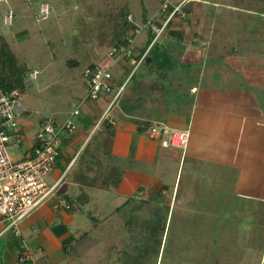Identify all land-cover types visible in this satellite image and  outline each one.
<instances>
[{
  "label": "rangeland",
  "instance_id": "374dc122",
  "mask_svg": "<svg viewBox=\"0 0 264 264\" xmlns=\"http://www.w3.org/2000/svg\"><path fill=\"white\" fill-rule=\"evenodd\" d=\"M207 2L209 6L203 2L198 18L192 16L189 22L186 21L188 24H193L190 28L197 29L193 27L196 19L200 29L207 30L213 25L211 12L223 7L213 5L211 0ZM236 2L243 7L249 5L245 3L246 0ZM45 3L50 6V14L47 19L42 20L39 10ZM108 7L115 10L126 7L134 17V24L141 27L144 26L141 21L144 7L149 14L156 15L160 0H0V39L3 38L9 43L17 53L21 65H27L31 71H39L37 79L33 80L29 75L23 83L21 102L25 112L21 115L17 133H22L24 138L35 135L40 130V122L48 116H53L60 123L61 120H66V113L72 111L85 94L84 79L90 66L96 64L108 66L115 76L122 75L123 65L127 64L123 62L113 64L108 57L109 45L115 43L114 37L110 36L106 41L102 40L109 35L105 26L106 19L104 14H101ZM210 9L212 10L209 11ZM10 11L14 13L13 24L6 25L4 18ZM238 11L242 13H235H239L242 18L236 21L238 25L235 28L241 29L240 31L249 30L247 26L250 25L254 30L258 24L244 21L243 11L240 9ZM156 19L159 20L160 15ZM175 21L173 28L179 27L181 20ZM258 30L259 28L255 31ZM135 38L134 46L146 47L149 40L148 28L143 29ZM195 102L186 91L179 93L172 91L168 99L171 113L177 112L178 116L185 117L188 114L187 109L192 108L189 114L193 113L195 116L186 121L175 117L171 119V124L175 128L186 125L189 128L187 130L191 134V153L190 158L185 156L181 163L169 164V172L164 175V182L170 188L168 194L166 196L163 194L161 197L164 202L171 205V215L159 264H264V182L260 192L253 189L254 197L252 201H248V199L229 197L231 181L227 179L223 184L220 182L224 188L219 194L211 188L210 179H203L204 172L199 169L195 154H199V147L210 143V139L214 136L210 134V129H213L214 125H219L217 123L219 119L216 114L214 116L217 119H213L212 124L205 122L202 114L205 110L198 108ZM91 103L94 112L97 111L95 106H100L101 112L106 110L104 101ZM87 106V103L81 106L84 115L87 114ZM117 107L118 104L112 109L110 116L114 117ZM223 107L228 108L229 104ZM86 117L77 116L74 120L79 126V119L84 120L83 118ZM120 119L123 123V118ZM126 130L115 132L122 145L128 133ZM134 132L135 137L138 135L141 142H149L145 133H139L136 129ZM9 134L13 139L16 135L15 130H10ZM26 149L25 143L22 147H18L12 141L9 152L14 161H19ZM158 151L163 150L159 148ZM59 165L56 164L54 170L45 178L48 187L55 185L61 176L64 167L62 159ZM160 166L164 173V166L162 164ZM77 189L80 190L79 187L69 184L68 180L63 182L61 180L43 205L52 207L63 197H74L79 194ZM84 192L90 196L92 202L86 206L75 205V210L71 213L64 212L66 217L74 219L69 225L72 227V232L78 236L95 228L87 215L103 220L123 203V199L119 200L113 192L89 189H85ZM161 192L165 193L164 189ZM32 217L34 215L30 218ZM23 221L19 224V230ZM39 223L42 228L45 226L44 221ZM104 223L103 226V223L100 226L97 224L93 232L86 233L80 240L73 242L70 250L64 251L58 248L51 256L48 255L49 258L46 253L44 264H54L52 261L64 256L66 261L59 264H103L98 261L100 258L105 264H130L122 260L123 250L129 248L134 251L133 260L142 264L143 260L138 254L139 248H143L141 247L143 244L137 242L140 240L130 239L132 240L130 245L124 244L119 249H115L113 248L115 241L127 240L126 232L119 222L107 220ZM8 225L9 222L0 220V230ZM24 239L29 244L28 251L35 255L40 243L38 238L25 233ZM6 240L7 238H3L4 243ZM43 247L45 248L44 245ZM7 251L9 256L18 257V250L15 247L9 251L2 242L0 264H7L4 262V258L8 256ZM118 257L119 261H116Z\"/></svg>",
  "mask_w": 264,
  "mask_h": 264
},
{
  "label": "crops",
  "instance_id": "0c3cea01",
  "mask_svg": "<svg viewBox=\"0 0 264 264\" xmlns=\"http://www.w3.org/2000/svg\"><path fill=\"white\" fill-rule=\"evenodd\" d=\"M191 1L194 4V12L188 14L186 21L192 16L198 18V13L204 5L203 2L208 5V0ZM236 1L211 0L213 5L223 8L211 12L213 13L211 19L213 25L209 29H200L198 19H196V24L193 26L197 29L190 28L193 24H188L189 21H185L186 23L180 21L179 27H174V29L181 31L183 34L182 39H169V35L166 34L161 42L166 49H171L173 55L178 57L179 60L174 70L169 72V76L178 81L179 85L183 83L188 86V91L186 90L188 96L194 98L195 105L198 108L205 110L202 113L205 122L213 123L216 114L219 119V122H217L219 125H214V130L210 129V134L214 135L210 139V143H214L202 145L198 149L199 154H195L199 169L204 172L203 179H210L212 182H210L211 188L216 190L215 192L218 194L224 188L221 183L223 184L227 179L231 181L230 191L228 192L229 197L252 201V197H254L252 194L253 189L260 192L264 182V0H246L245 3L249 5L244 7ZM179 2L174 1L175 4ZM238 8L243 11L244 21L246 20L250 24H258L254 30L252 29L253 26L250 25L247 26L249 30L243 29V31H240L241 29L235 28L238 25L236 21L242 18L239 15L242 12H239ZM257 28L259 30L255 31ZM136 47L140 50L143 48V46ZM131 66L133 64L128 62L127 67ZM82 100L79 104L82 103ZM101 101H104V104L106 103L105 108H107L109 96L102 98ZM86 103L88 104L87 114L84 115L81 112L78 117H87L83 118L84 120L79 119L80 125L76 124L75 133L62 135L66 141H64L57 165L61 163L62 159L64 167L56 183L61 180L62 182L68 180L69 184L77 186L81 190V187L75 184L73 176L65 177V175L89 139L95 135V142L93 141L95 144H97L96 141L104 140L111 147V151L101 155L103 160L98 161L102 167L108 163L107 159L110 154L119 155L118 162L121 166L128 165V158H131L132 167L130 171L128 170L118 189L112 191L100 189L97 191L113 192L119 200L123 199V203L131 197L148 199L161 189L165 191L161 194L166 196L170 186L165 184L164 175L169 172V164L181 163L185 156L190 158L191 142L185 152L181 151L182 156L180 159H177L171 150L162 149L155 142L150 140L149 142H141L138 135L135 137L134 132L135 129L137 131L138 120L142 119L141 115H126L120 105H118L114 117L111 115V118L115 120V127L112 130L105 131L104 126L107 123L90 129L89 125L92 119L102 116L105 110L101 112L100 106H95L97 111L94 112L92 111L93 103L87 101L82 105ZM226 104H229L228 108L223 107ZM191 109H187L188 114L185 117L180 114L178 116L177 112L171 113L169 110H165V112L155 113L150 118L164 123L168 122L171 127L175 128L171 124V119L175 117L186 121L187 118L195 116L193 113L189 114ZM70 112L66 113L65 117ZM121 117L124 120L123 123ZM63 121L64 119L61 120V123ZM124 129H127L128 133L122 145L118 141L115 132L116 130L123 132ZM175 129L187 130L189 128L186 125ZM33 137L34 135L26 138L24 142L26 148H30L33 144ZM159 148L163 151L159 152ZM91 150L92 152L95 151L96 146H92ZM92 158L97 159L94 156ZM112 159L116 160L115 158ZM139 164L142 165L141 169H139ZM160 164L164 166V173ZM80 190H78L79 194L82 192ZM91 202L90 200L88 204ZM56 203L52 207L42 204V207L38 208L39 210L37 209L38 211L36 210L37 212L35 211L33 214L36 219H33L34 217L30 218L33 216L32 214L27 217L26 220H28L23 221L22 227H20V235L14 234L12 230L5 232V228L0 230V243L3 242L4 247L9 251L13 247L18 250V257L9 256L7 251L8 256L4 258V262H7V264H44L46 253L49 258L58 248L68 251L73 242L83 237V235L78 236L72 232V227L69 224L73 223L74 219L64 215V212L67 211L56 209ZM37 217L40 219H37ZM41 221L45 222L43 228L39 223ZM26 230L29 232L27 233ZM38 230L40 232H36ZM94 230L91 229L86 233L90 234ZM25 233L36 236L40 241L35 252L36 256L28 251L29 244L25 242ZM3 238H7L5 243ZM123 240L115 241L113 248L118 241L123 242ZM66 243L69 244L65 247ZM20 248L24 251L20 252ZM22 256H28L27 263L20 261ZM100 259L98 261L105 264L104 260ZM65 261L66 256L57 261H52V263L59 264ZM116 261H119V257Z\"/></svg>",
  "mask_w": 264,
  "mask_h": 264
},
{
  "label": "trees",
  "instance_id": "16d2710c",
  "mask_svg": "<svg viewBox=\"0 0 264 264\" xmlns=\"http://www.w3.org/2000/svg\"><path fill=\"white\" fill-rule=\"evenodd\" d=\"M116 10L108 7L106 8V11L101 12V14L102 13L104 14V18L106 19L105 26L109 31V35H106V38L102 40L106 41L107 38H109L110 36L114 37L115 43L109 45V51L114 46L128 47L132 45L134 51L133 57L138 59L139 57L138 55L144 54L152 45L154 40V34L148 28V32H149L148 44L146 47H143L141 50L138 49V47L134 46L129 42V39H135L136 37L135 30L137 28L134 22L129 20V15H131L130 10H128L126 7L121 8L120 10L117 11ZM173 10L174 7L170 6L168 12L165 13L158 12L156 15H153L152 13L149 14L147 9L144 7V11L141 16V21L143 25L146 26L148 21L150 19H153V22L155 24L161 26L164 22L167 21ZM193 12H194V4L192 3V1H189L182 7L181 11L178 12L176 16L170 20L168 27L165 29L161 37L151 46L148 52V58H152V62L148 66L146 65L147 62L144 63L134 72L133 75L132 72L134 70V66L127 67V65H125L126 67L123 65L124 71L122 75L115 76L112 73L113 79L115 81L114 89L116 90L122 87L124 83L130 78L123 92L121 93L117 104L120 105L121 109L126 115L129 116H136L139 114L141 115L140 117L142 119L138 120L137 131L139 133H145L146 136L148 137V140H150L148 136V131L152 126L164 125L171 127L168 122L164 123L160 120H153L152 118H150V116H153L155 113H161L163 111L165 112V110H169L170 107H169L168 99L171 96L172 91L176 90L177 93H179V91H186V90L188 91V86H185L183 83L179 85L178 81L173 80L169 76V72L174 70L175 66L178 65L179 60L178 57L173 55L171 49H166L164 47L161 41L166 34L169 35L168 37L169 39H173V38L180 39L183 34L181 33L180 30H175L173 28L174 21L176 19H180L181 21H186L188 18V14ZM158 15H160L159 20L156 19ZM109 51H108V57H109ZM122 62L124 64L128 63L127 61L126 62L120 61L118 63H122ZM100 67L111 70V68L108 66H101L98 64L90 66V68L87 70L85 74V79H84L85 89H86V80L91 76H93L94 71ZM32 72L33 71H31L27 67V65L20 64L17 53L10 47L9 43L6 40L1 38L0 39V93L8 94L11 93L13 90H19L21 94H23V87H24L23 83ZM139 72H141V74H139ZM108 96H109V101H108V105H109L110 102L112 101L114 94L102 95L99 100H101L102 98H106ZM84 97L85 94L83 98ZM81 106L82 104L80 105V109ZM101 118L102 116H97L96 118L92 119L89 128L92 129L95 126L100 127L104 123H107L104 126L105 131L112 130L115 127V123L111 124L109 121H102L101 124H99ZM112 120L115 122L114 119ZM63 136H65L64 133ZM63 136H61L62 149L64 146V141H66L63 138ZM95 137L96 136L93 135L89 139L83 150L79 153L74 164L65 175V177L73 176L74 177L73 180L75 184L80 186L82 189V192L77 197H71V196L64 197L71 204V209L68 210L69 213L75 210V205L85 206L90 202L91 200L90 196L84 192L85 188L95 189V190L102 189L106 191H112L114 189H118L119 186L121 185L123 178L127 175L128 170L130 171L132 168L130 163L131 158H128L129 159L128 165L121 166L118 162L119 155L116 154H110L107 159L108 163L104 167H102L101 164L98 163V161L101 162V160H103L101 155H104L106 152L111 151V147L104 140L96 141L98 145L95 144L94 143ZM92 146L94 147L96 146V150L93 152L91 150ZM160 147L162 149H165L161 145ZM62 149H61V153H62ZM168 150H171L173 152V155L174 156L176 155L177 159L181 158L182 156L181 151L174 149H168ZM93 156L96 157L97 159L94 160V158H92ZM112 158H115L116 160H113ZM141 168L142 165L139 164V169ZM161 190L156 191L154 195L149 197L148 199L136 198V197L128 198L120 207L116 208L111 215L107 216L103 220H97L95 217L91 215H87V216L94 223L95 225L94 229H96L97 224L100 226L103 223L102 224L103 226L105 224L104 222H106L107 220L119 222L121 226H123V229L126 232V236H127L126 239L128 241L127 240L123 242L118 241L116 245H114V248L119 249V247H122L124 244L130 245V243L132 242V240L130 241V239L134 238L133 240H135L138 238L137 240L140 241L137 242L138 243L141 242V245L143 244V246H141L143 248L142 249L139 248L138 250V254H140V257L143 260L142 264H159L163 251L165 234L167 231V227L171 215V205L162 200L161 196L163 195L161 194ZM85 235L86 233L83 234V237ZM68 244L69 243H66L65 247L68 246ZM136 248H138V246H136ZM23 251L24 250L20 248V252ZM133 253L134 251H131L130 248L128 250H123L122 260L127 261L125 263L139 264L133 260L134 258ZM25 263H27V261Z\"/></svg>",
  "mask_w": 264,
  "mask_h": 264
},
{
  "label": "built area",
  "instance_id": "2783aa9c",
  "mask_svg": "<svg viewBox=\"0 0 264 264\" xmlns=\"http://www.w3.org/2000/svg\"><path fill=\"white\" fill-rule=\"evenodd\" d=\"M189 1L191 0H181L178 4H175L174 0H160L158 12L165 13L169 11L170 6L174 7L167 21L158 26L153 22V19H150L146 26L136 28V36L140 35L144 28H149L154 34L153 45L168 27L170 20ZM49 14V4H42L39 10L40 19H47ZM13 19L14 13L10 11L5 16L4 23L11 25ZM129 20L133 22L134 17L129 15ZM135 39H129V42L134 45ZM150 48L144 54H139L137 59L133 57L132 45L128 47L114 46L109 51V57L113 64L120 61L131 62L134 66L133 75L141 65L147 62ZM38 74L37 70L33 71L30 74L31 79H37ZM129 79L116 90L114 89L111 70L100 67L94 71L93 76L86 80L85 97L82 103L97 101L102 95L114 94L99 124L102 121L115 123L110 116V112L117 104ZM21 98L22 94L19 90H13L8 94L0 93V220L3 219V221L9 222L4 230L5 232L12 230L16 235H20L19 224L39 208L56 189L58 183L48 187L45 178L54 170L61 155V136L63 133L73 134L76 131L77 127L74 119L80 115V105L82 104L75 106L63 123H58L53 116L44 118L40 122V130L33 137V144L23 151L22 159L14 161L9 152L12 141L16 146L22 147L26 140L22 133H17L20 128L21 115L25 112ZM10 130H15L16 135L13 139L9 134ZM148 136L150 140L160 144L165 149L182 152L187 150L191 140L189 130H180L164 125L152 126L148 131ZM55 208L68 211L71 209V204L63 197L58 200ZM27 260L28 256L20 258L21 262Z\"/></svg>",
  "mask_w": 264,
  "mask_h": 264
},
{
  "label": "water",
  "instance_id": "95a60500",
  "mask_svg": "<svg viewBox=\"0 0 264 264\" xmlns=\"http://www.w3.org/2000/svg\"><path fill=\"white\" fill-rule=\"evenodd\" d=\"M151 62H152V59L151 58H148L147 59V65H149Z\"/></svg>",
  "mask_w": 264,
  "mask_h": 264
}]
</instances>
